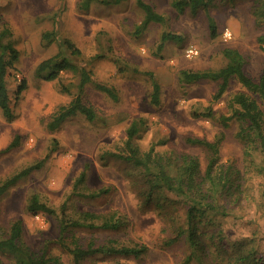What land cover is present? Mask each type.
<instances>
[{"label": "rangeland", "instance_id": "rangeland-1", "mask_svg": "<svg viewBox=\"0 0 264 264\" xmlns=\"http://www.w3.org/2000/svg\"><path fill=\"white\" fill-rule=\"evenodd\" d=\"M144 1L162 13L165 20L140 28L143 12L136 0H0V29L10 28L9 39L18 50L7 73L15 117L7 121L0 109V149L16 134L20 136L17 146L0 155V183L48 156L0 197V235L20 219L22 238L30 247L37 250L47 246L50 254L60 256L62 264H72L70 254L56 242L57 218L42 213L37 218L25 211L27 199L34 192L58 209L66 201L70 215L87 210L106 216L116 212L122 217L123 225L116 230H76L75 234L85 243L94 240L100 244L112 237L120 244L141 242L148 246L141 259L94 255L84 264H183V242L164 244L167 237L173 236L171 221L153 207L144 210L135 188V170L108 155L120 149L126 128L133 119L140 118L143 125L135 142L141 150L153 146L159 152L190 153L198 157L202 167L207 161L206 150L186 142V138L214 140L222 136L221 162L234 164L247 176V196L239 208L242 216L221 219L222 227L229 240L244 241L246 245L247 239H252L249 244L264 251V204L260 194L264 178L255 169L264 164V153L254 151L252 157L245 156L236 136L238 123L221 120L229 114L232 94L244 89L231 78L224 93L215 99L219 81L184 82L180 75L181 70H217L226 63L223 49L232 47L243 54L245 73L257 79L264 65V51L257 36L264 32V24L257 27L247 0H209L195 14L188 9L177 11L171 0ZM210 17L216 26L214 37L209 34ZM225 28L232 33L227 40L222 37ZM46 31L53 32L50 38L42 36ZM163 32L178 34L180 39L168 40L159 49ZM64 38L70 39L80 54L64 48ZM190 45L199 52L188 58L184 52ZM58 52L87 69L97 82L112 87L116 95L109 96L86 83L82 97L94 107L97 118L89 121L77 115L49 131L46 123L51 114L79 90V74L70 70L61 71L53 80L35 75L37 64ZM21 79L26 87L15 99ZM155 82L160 87L157 106L150 103ZM53 138L56 144L51 143ZM85 164L86 177L79 189L86 192L107 188L106 193L94 198L73 193L75 178ZM183 218L184 212L179 209L174 220L182 224ZM0 262L13 264L3 254Z\"/></svg>", "mask_w": 264, "mask_h": 264}, {"label": "trees", "instance_id": "trees-1", "mask_svg": "<svg viewBox=\"0 0 264 264\" xmlns=\"http://www.w3.org/2000/svg\"><path fill=\"white\" fill-rule=\"evenodd\" d=\"M118 1V0H114ZM209 0H171V5L177 11L188 9L195 14L199 8L207 5ZM235 1V0H230ZM248 9L254 17L257 27L264 24V0H247ZM87 3V2H86ZM136 5L143 12L140 28L150 22H163L164 15L144 0H136ZM87 8V4L84 5ZM11 30L8 27L0 29V109L7 121L14 119L15 114L10 105L11 97L7 88V73L18 55V50L9 39ZM52 31L43 33L50 38ZM210 37L216 35L214 20L209 18ZM178 34L163 32L158 48L166 41H177ZM257 42L264 51V32L258 34ZM64 48L72 54H80L79 48L67 38L62 40ZM226 63L217 70H181V80L194 82L202 79L219 81L214 98H219L227 88L228 81L235 78L244 90L232 94L228 101L229 114L221 117L223 122L235 120L238 123L237 138L243 145L245 156L252 157L254 151L264 153V65L257 79L251 78L243 69L245 58L242 53L232 47L223 49ZM70 70L79 74L78 92L71 99L57 107L46 123L49 131L58 129L67 119L82 115L89 121L97 118V113L91 104L83 100L82 91L86 83H91L96 89L109 96L116 93L112 87L97 82L91 73L75 64L68 56L57 54L41 60L35 75L44 80L56 79L61 71ZM26 82L21 79L15 91V99L25 89ZM66 91V90H65ZM150 103L157 106L160 103V87L153 84ZM142 119H133L126 128V137L117 151L108 155L124 161L135 170L137 195L142 207H153L165 220H170L172 235L164 240L166 246L182 243L186 246L183 264H264V251H259L250 245L252 239L244 241L229 240L221 219L225 217L239 218V208L242 199L247 196L244 185L247 176L232 163L225 164L220 160L219 146L222 136L214 140L203 137H187L186 142L206 150L207 161L202 167L197 156L190 153H179L174 150L159 152L150 146L141 150L135 142V136L143 125ZM19 134L2 149L0 155L18 144ZM55 138L51 143L56 144ZM51 149V148H50ZM53 150V149H51ZM50 151V150H49ZM105 153L100 156L105 158ZM48 156L42 159L46 160ZM22 168L0 183V197L21 177L38 168L43 160ZM88 165L75 178L73 193L79 196L94 198L108 191L107 188L83 191L79 187L86 177ZM256 171L264 178V164L255 166ZM260 187L262 204H264V184ZM67 203L63 202L59 209L48 205L37 193H31L25 205V211L31 215H53L58 221V236L56 242L71 256L72 264H84V261L94 255L120 256L124 258L141 259L148 252V246L141 242L120 244L116 238H107L97 244L94 240L83 242V238L75 234L76 230L118 229L123 225L122 217L116 212L100 215L92 211L82 210L75 215L66 211ZM182 209L184 218L182 224H177L174 214ZM23 224L20 219L14 220L6 234L0 235V254L12 260L13 264H62L59 255L50 254L47 246L37 250L30 247L22 238ZM1 264V262H0ZM98 264V263H94Z\"/></svg>", "mask_w": 264, "mask_h": 264}, {"label": "built area", "instance_id": "built-area-1", "mask_svg": "<svg viewBox=\"0 0 264 264\" xmlns=\"http://www.w3.org/2000/svg\"><path fill=\"white\" fill-rule=\"evenodd\" d=\"M231 36H232V33H231V31L228 28H225L222 31V37H223V39L227 40V39L231 38ZM198 52L199 51H198V49L195 46L190 45L189 47H187L185 49L184 54H185L186 57L189 58V57L196 56L198 54ZM35 216L38 218V214L35 215Z\"/></svg>", "mask_w": 264, "mask_h": 264}]
</instances>
